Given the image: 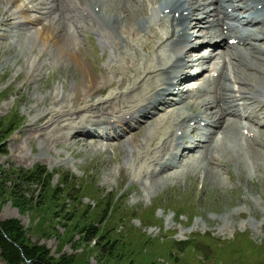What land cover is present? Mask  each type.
I'll use <instances>...</instances> for the list:
<instances>
[{
  "label": "rangeland",
  "instance_id": "obj_1",
  "mask_svg": "<svg viewBox=\"0 0 264 264\" xmlns=\"http://www.w3.org/2000/svg\"><path fill=\"white\" fill-rule=\"evenodd\" d=\"M115 1L117 7L126 5L124 0L122 3ZM37 2L0 0V21L9 18L7 23H0V181H3L5 188H9L11 176L13 178L11 170L23 172L35 166H44L50 172L55 171V174L47 186L32 185L19 191V195H23L22 202L13 196L0 197V222L17 220L30 244L46 247L53 259L70 257L69 264H128L129 261L132 264H264V144L259 143L263 151L261 155L248 154L250 147L239 144L234 150L232 145L236 147L239 143L237 137L230 141L224 133L225 141L215 149L217 160L221 157V161L215 164L209 162L216 166L206 167L207 159L201 155L196 160L177 165L173 171L169 169L165 173H158L160 164L154 162L149 166L148 161L163 154L157 148L166 140L168 145L173 131L170 126H161V135L157 137L153 124L148 120L140 123V126L137 124V130L135 126L131 133L126 131V135L116 141L94 138L79 141L78 137H71L77 124L83 126L85 120L89 121V118L85 119L88 113L92 122L98 111L103 113L106 108L110 110L114 106H121L119 115L125 105H135L134 100L142 97L139 92L144 89L147 93L146 87L136 90L135 94L130 91L127 100L122 99L125 98L123 92L132 87L133 79L139 80L136 69L148 67L149 61L150 67L154 68L152 71L158 76L160 63L166 61L168 55L174 54L168 42L152 51L154 42H149V38L157 32L150 30V34L145 35L146 29L143 27L139 36L133 34L125 37L130 45L124 39L115 38L107 48L98 35V31L102 30L96 18L79 11L76 21L72 18L68 20L67 13L65 16L60 13L61 3H46L36 11L34 5H40ZM143 2L147 6L146 12L151 14L148 23L162 31L158 16L152 14L154 4L148 0ZM51 6H54L52 16L59 26L66 22L71 32L76 34V41L82 42L85 49L83 55L73 57L59 54L56 46L44 45L36 30L40 29L41 21L45 23L46 20L26 24V19L43 16ZM214 7V4L211 5L212 9ZM109 11H112L111 7ZM119 13L127 15L125 11L121 12V8ZM138 14L139 17L144 15L137 11L130 18L129 26ZM102 17L109 19V14ZM205 18L204 21H208L210 16ZM19 21L22 24H15ZM77 21L84 28L82 35L74 31ZM125 25L123 23L122 27ZM194 33H198L195 41L201 40L202 29ZM146 41L150 44L145 52L140 46L132 48V44ZM188 51L190 54L186 61L192 57V49ZM229 55L230 52L223 53L222 45L205 51V57H212V68L204 75L217 74L224 69V65L229 76L225 81L232 88L231 93H236L238 84ZM82 63L87 65L93 76L106 77L98 80L101 86L103 82L112 83L104 94H92L94 91H91L89 97L96 104L100 103L94 107L85 105V93L80 94L82 88L91 89L88 73L83 75L80 69ZM257 64L264 69L262 62L257 61ZM251 72L256 73L255 70ZM188 85L181 89L186 90ZM76 92L78 98L74 101ZM80 98L84 107L80 106ZM112 98L115 103L110 102ZM237 103L241 110L243 102L238 100ZM50 108H57L61 117L56 125L41 126V122L36 120ZM79 109H82L80 114L85 115H82L81 122L74 114L75 111L81 112ZM160 110L162 107L151 112ZM171 111L159 112L155 117H162ZM180 111L184 113L186 109ZM260 111L264 113V108ZM179 116L182 119L181 114ZM135 120L137 117L130 123H135ZM263 122L264 117H259L258 124L263 126ZM87 126L80 129V134L93 131L97 125ZM191 126L197 127L196 132L202 131V125L191 122ZM10 127L14 129L13 132H8L7 128ZM185 128L190 133L189 127ZM260 137L264 142L263 131ZM220 138L221 135L217 134V139ZM151 139L155 140L149 145ZM226 144L231 147L230 160H225ZM62 175L73 177L83 184L92 183L95 190L86 194L87 190L80 188L66 194L60 183ZM116 194L119 207L114 206L113 211L109 212L105 227L106 230L110 228L112 234H122V237L115 242L118 255L106 258L98 252L100 248L94 247L101 244H97L100 242L97 238L92 239L88 235L90 239L85 240L82 224L92 222L94 233L102 229L101 208L111 195ZM26 201L30 204L23 203ZM97 201H102V204ZM0 264H5L1 256Z\"/></svg>",
  "mask_w": 264,
  "mask_h": 264
},
{
  "label": "bare ground",
  "instance_id": "obj_2",
  "mask_svg": "<svg viewBox=\"0 0 264 264\" xmlns=\"http://www.w3.org/2000/svg\"><path fill=\"white\" fill-rule=\"evenodd\" d=\"M37 1L40 5H34L36 6L34 7L35 9L32 8L36 11L38 8H41V5L43 6L46 3L51 4L59 2L61 3L60 13L63 15L67 13L68 20H70L69 18H72L73 21H76L78 15L77 12L79 11L90 17L96 18L99 22V28L102 30L98 31V35L101 38V43L106 45L107 48H109L108 45L114 43L113 41H115V38L127 41L125 38L127 35L138 34L139 36V34L142 33L141 27H143L146 29L144 32L145 35L148 33L150 34V30L152 32H157L156 34L152 33L149 38V42H154L152 51L154 49L156 51V49L161 47L163 43L168 42L170 44L169 49L174 54L172 56L168 55L165 57L166 61L160 63L161 65L159 64L160 72L158 71V76L155 74V71H152L154 68L152 69L150 67L149 61L148 67L136 69L139 80L137 81L135 77V79L132 78L134 80L132 87L123 92L125 93V98L122 99L123 101H126L130 91H132V94H135L136 90H139L141 87H146L147 93L144 92V89L141 90L139 95L143 98L140 97L135 99V105H125V109H123L124 111L119 114L120 116L118 113L121 112V106H114L110 110L106 108L103 113L98 111L94 119H92V122H90L91 119L89 113L86 116L82 114L85 116V119L89 118V121L87 122L85 120L83 126H81L80 123L77 124L74 128L76 131L71 137L76 136L79 141L93 138L110 142V140L106 139L108 138L115 141L114 134L116 133L117 122L122 125L128 122L129 119L138 115L144 118V123L147 122V120L151 121V124L154 126V134L156 137L161 135V126L166 125L173 129L168 145V141L166 140L167 142H163L157 148L158 152L163 154L156 156L155 158L151 156L152 158L148 161L149 166L153 165L154 162L160 164L158 173H165V171L169 169H172L171 171H173L177 165L183 164L185 161L192 159L196 160L201 155L202 157L204 156V159H207L206 167H209L208 165L216 166L212 164L221 161V157H218L219 159L217 160L215 149L218 145L220 146L221 142L225 141L223 136L224 133L228 139H231L230 141H234L237 137L236 140L239 143L236 147L233 146L235 144L232 145L234 150L239 147V144H243L246 145V148L250 147L248 154L261 155L260 152L263 151L261 150L259 143L264 144L260 137V133L262 131L264 133V124L263 126H260L258 124V118L264 117V113L260 111L262 107H264V69L257 64V61L264 64V0H148L155 6L152 14L158 16L159 25L163 28L162 31L156 30L148 23L150 22L149 17L151 14L149 15L146 12L147 6H145L143 0H124L126 1V5H118L119 7L116 6L117 4L114 5L116 2L115 0ZM120 1L121 3L123 2L122 0ZM213 4L215 7L212 9L211 5ZM53 7L54 6H51V8L44 12L43 16L39 18L24 19L26 24L27 22L32 23L35 21L40 22L42 19L44 21L46 20L45 23L41 21L40 29L36 30V33H40L39 38L42 39L44 45L50 46V44H52L53 46H56L59 54H70L73 55V57L83 55L85 49L84 46H82V42L80 43L76 41V34L71 32L66 22H64V25L59 26L55 17L52 16V13L54 12ZM110 7L112 11H109ZM120 8L121 12L125 11L127 13L126 16H122L119 13ZM135 11H140L144 15H140L139 17L138 14L133 23L129 26L128 23H130V18L133 14L136 15ZM106 13L109 14V19L102 17V15H106ZM206 16H210L208 21H204ZM8 20L9 18L2 19L0 23H7ZM20 23L22 24L20 21L17 23L15 22V24ZM123 23H126V25L122 27ZM76 24L74 31L79 35L81 34V31L83 32L84 28L78 23V21ZM237 25L240 26V28H237ZM223 27H225V30ZM199 28L202 29L201 42H206L210 44L209 46L222 45L224 54L230 52V64L236 76L235 82L238 84V90L236 93H231L232 88L225 81V78H228L229 76L224 70V65V69L218 71L216 77H214V74H210L209 77L204 75L205 72L212 68V57H205L200 50L196 58L190 57L186 61L188 54H190L188 49L197 46V44L189 45L187 43L188 38L193 32L198 31ZM139 40L141 39L139 38ZM229 40H234V43L230 44ZM126 43L127 45H130L128 41ZM148 44L150 43L147 41L139 44H132V48L134 49L136 46H140L139 48L145 52V48ZM120 48L121 47L119 46V49ZM136 55L138 54L136 53ZM234 63H237L236 66ZM110 66L108 67L110 68ZM80 69L82 70L83 75L88 73V81L90 82L89 86L91 88H88L90 90H86L85 88L80 89V94L85 93V105L90 107L99 105L100 103L96 104L92 97H89L91 91H94L92 94H104L107 88H111L112 83H105V85L103 82V85L101 86L99 84L100 82L98 83V80L106 77L98 78L93 76L87 65L84 63L80 64ZM242 69L243 71L241 72ZM250 70H255L256 73L251 72ZM189 76H191L192 79L187 82L194 81V84L183 91L180 87H182L183 84L187 85V82L182 84V80ZM244 80L246 81L243 82ZM156 83H158L157 86ZM93 85H95V87H93ZM136 85L139 86L136 87ZM92 87L94 88L93 90ZM173 93L177 96L173 97L169 95ZM62 96H64V94ZM77 98L78 95L76 92L73 100L76 101ZM130 99L133 100L131 97ZM238 100L242 101L244 105L241 110L237 103ZM110 102L115 103L116 101L112 98ZM79 103L80 106L84 107L81 98ZM157 104L162 105V110L157 113L166 110L173 111L162 117H155L157 113L151 112V110L156 108ZM216 105L218 106L216 107ZM260 105L262 106L259 107ZM104 106H106V104ZM176 108H178V110H174ZM179 108L183 110L186 109V111L181 113L182 111H180L181 109L179 110ZM79 110L81 112L75 111L74 114L80 118L81 122L83 120V116L80 114L82 113V109ZM187 110L190 112L187 113ZM242 113H245L244 118L241 115ZM180 114L181 116L184 114L182 119L179 118ZM60 117V111H58L57 108H50L47 112L42 113L36 122H41V126L45 127L49 125L53 126V124L56 125ZM188 121H194L198 125H200V122H205V129L196 132L197 127L190 126ZM142 124L139 123L138 126ZM86 125H97L96 127L98 129L93 128V131L87 130V133L80 134V129H83L82 127L85 128ZM187 126L189 127L190 133L185 130V127ZM244 129L247 130V133L245 137H242ZM126 130L127 129H125V131ZM119 134L120 133H118V136ZM217 134L221 135L219 140L217 139ZM102 136H105V138L103 139ZM123 136H125V134ZM238 138L240 139L238 140ZM155 139H151L149 145H152ZM189 142L194 144L190 145L194 148L193 150L184 149V147L188 146L186 143ZM230 143L231 142H229V144ZM229 144H226V150L224 151L225 155H227L225 156V160H230L231 155L229 152L231 144ZM241 147L243 148V146ZM178 156L183 157V162H174ZM209 162L212 164H209Z\"/></svg>",
  "mask_w": 264,
  "mask_h": 264
},
{
  "label": "trees",
  "instance_id": "obj_3",
  "mask_svg": "<svg viewBox=\"0 0 264 264\" xmlns=\"http://www.w3.org/2000/svg\"><path fill=\"white\" fill-rule=\"evenodd\" d=\"M7 129L8 132H13L14 130L11 127ZM3 130L6 131V129ZM11 173L13 178L11 176V186L9 188H5L2 183L3 181H0V197L5 195L13 196L16 197L18 201L22 202L23 195L20 196L19 191L26 187H31L32 185L40 187V185L44 184V186H47L52 179V176L55 174V171L50 172L44 166H35L31 170H24L23 172L19 170H11ZM60 183L64 187L62 191L66 194H69L70 191L73 190L78 191L80 188L87 190L86 194L93 193L95 190V186L92 185V183H89L88 185L87 183L83 184L74 180L73 177L70 178L66 175L60 176ZM57 190L59 192L61 191V189ZM116 200L117 194L116 196L111 195L110 199H107L101 208L99 216L101 218L100 224L102 225V229L100 228V230L94 233L95 227L92 226V222L82 224V228H85V240L97 238V241H100L99 243L97 242V244H101L95 245L94 247L95 249L100 248L98 252L101 256L106 258L113 256L116 257V255H118V248L116 247L115 242L118 240V237H122V234H112L110 228L106 230L105 227L107 222L106 218L108 217L109 212L113 211L112 208L114 206H118ZM97 202L102 204V201ZM23 203L26 205L30 204L29 201ZM88 235H91L90 238H87ZM146 241L148 242L147 239ZM253 247H256V245H253ZM261 252L263 251L261 250ZM0 256L5 264H69L71 261L70 257L53 259L49 255V250L46 247L39 244H30L24 234L22 226L14 219L0 222ZM26 260H28L29 263H27ZM128 264H132V261H129Z\"/></svg>",
  "mask_w": 264,
  "mask_h": 264
},
{
  "label": "water",
  "instance_id": "obj_4",
  "mask_svg": "<svg viewBox=\"0 0 264 264\" xmlns=\"http://www.w3.org/2000/svg\"><path fill=\"white\" fill-rule=\"evenodd\" d=\"M26 262H27V263H29V261H28V260H26Z\"/></svg>",
  "mask_w": 264,
  "mask_h": 264
}]
</instances>
